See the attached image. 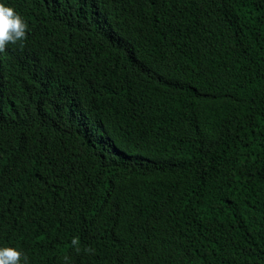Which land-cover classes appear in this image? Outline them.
<instances>
[{
	"label": "trees",
	"instance_id": "16d2710c",
	"mask_svg": "<svg viewBox=\"0 0 264 264\" xmlns=\"http://www.w3.org/2000/svg\"><path fill=\"white\" fill-rule=\"evenodd\" d=\"M6 3L28 28L0 51V246L264 264V0Z\"/></svg>",
	"mask_w": 264,
	"mask_h": 264
},
{
	"label": "clouds",
	"instance_id": "9594fccd",
	"mask_svg": "<svg viewBox=\"0 0 264 264\" xmlns=\"http://www.w3.org/2000/svg\"><path fill=\"white\" fill-rule=\"evenodd\" d=\"M27 28V22L22 16L6 0H0V51H4L6 45L22 41L26 37ZM72 243L76 245L78 241L74 239ZM0 264H27V257L17 247L0 246Z\"/></svg>",
	"mask_w": 264,
	"mask_h": 264
},
{
	"label": "bare ground",
	"instance_id": "6f19581e",
	"mask_svg": "<svg viewBox=\"0 0 264 264\" xmlns=\"http://www.w3.org/2000/svg\"><path fill=\"white\" fill-rule=\"evenodd\" d=\"M47 1H51V0H47ZM54 2H55V0H53ZM62 37V36H61ZM62 39V38H61ZM1 63H5L4 61H0ZM6 64V63H5ZM74 257H76V255H73ZM62 259H64V258H62ZM61 259V260H62Z\"/></svg>",
	"mask_w": 264,
	"mask_h": 264
}]
</instances>
